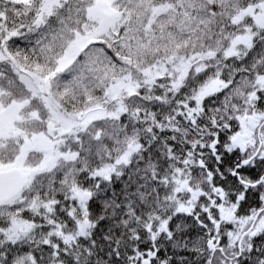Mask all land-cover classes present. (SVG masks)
I'll return each mask as SVG.
<instances>
[{"label": "snow or ice", "instance_id": "6c2138e0", "mask_svg": "<svg viewBox=\"0 0 264 264\" xmlns=\"http://www.w3.org/2000/svg\"><path fill=\"white\" fill-rule=\"evenodd\" d=\"M0 264H264V0H0Z\"/></svg>", "mask_w": 264, "mask_h": 264}]
</instances>
